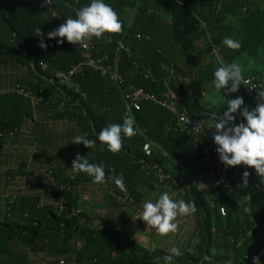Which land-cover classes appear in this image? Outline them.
Listing matches in <instances>:
<instances>
[{
  "label": "trees",
  "instance_id": "1",
  "mask_svg": "<svg viewBox=\"0 0 264 264\" xmlns=\"http://www.w3.org/2000/svg\"><path fill=\"white\" fill-rule=\"evenodd\" d=\"M90 2L54 0L53 7L66 20L67 16L75 18L76 11ZM106 3L119 14L122 28L92 37L93 53L96 57L108 53L117 58L122 84L93 68H85L64 84L52 80L55 72L66 71L79 62L80 44L66 38L58 44L60 38H47L48 31L63 23L42 1L0 0V54L21 65L28 79L19 83L38 97L33 105L17 93L0 94V159L10 148V132L26 126L34 119L37 104L51 101L57 94L59 104L63 103L57 116L75 122L96 140L92 149L76 145V156L84 155L90 162L102 164L106 175L122 174L127 188L123 191L110 180L105 203L99 207L94 201L82 200V187L93 182L88 174L73 172L75 158L45 168L52 170L54 182L48 170L29 171L25 160L16 168L4 167L0 187L4 186L2 192L7 193H2L0 210V264H165L167 249L143 246L124 226L114 222L116 208L124 204L116 200L113 189L128 192L133 199L129 205H133L142 199L143 189L159 186L181 191L185 201L196 206L195 249L182 251L174 264H251L244 261V253L264 244L257 234L264 224V180L255 167L229 166L234 189L219 190L214 183L216 160L213 154L204 152L202 139L199 147H194V133L178 124L174 111L152 100L143 101L127 114L124 94L131 87H143L160 99L172 94L179 111L200 116L206 132L213 136V130L207 127L210 114L221 111L227 101L223 91L212 86L219 59L213 56L208 64L204 60L212 56L213 43L230 64L241 59L240 67L249 63L244 77L264 82V0ZM37 27L42 36L36 35ZM225 36L239 40L242 46L227 48L223 44ZM42 39L46 48L40 46ZM42 63L48 67L44 69ZM169 66L174 68L173 76ZM211 92L223 103L205 101L204 94ZM236 96H243L250 109L257 104L243 89L226 94L229 99ZM125 115L134 118L136 134L125 137L121 151L113 153L101 145L98 133L109 124L123 123ZM146 142L152 146L150 155L143 150ZM245 169L251 175L247 186L241 187ZM17 180H22L27 190H22L23 185L20 190L14 187L17 183H12ZM44 188L49 190L43 193ZM62 200L68 209L60 211ZM246 207L251 208L250 213ZM221 208H225V215Z\"/></svg>",
  "mask_w": 264,
  "mask_h": 264
},
{
  "label": "clouds",
  "instance_id": "2",
  "mask_svg": "<svg viewBox=\"0 0 264 264\" xmlns=\"http://www.w3.org/2000/svg\"><path fill=\"white\" fill-rule=\"evenodd\" d=\"M54 0H43V4H52ZM54 16H57L54 14ZM122 28V21L117 11L106 0H91L89 4L76 11L75 18L67 16L66 22L47 33L49 39H57L58 44L65 42L64 38L73 44H82L86 39L92 37L100 38L105 33H116ZM36 35L42 36L40 27L36 28ZM223 44L229 49H239L241 42L231 36H225ZM40 46L46 48L43 41ZM242 84L250 85L257 90L259 102L254 108L245 104L243 96L227 98L226 93H236ZM212 86L222 90L226 103L219 112H212L207 127L213 130V140L216 152L225 167L229 166H254L256 173L264 180V82L252 84L246 80L241 67L238 64L221 63L214 71ZM227 105L225 109L224 106ZM243 106V107H242ZM240 122L237 123V119ZM135 120L130 115L123 117V123H112L98 133V140L108 151L118 153L123 147V139L131 138L136 134ZM75 143H83L90 149L96 145V140L90 139L88 133L76 135L71 139ZM74 173L84 172L92 178L94 184L106 185L110 180L123 191L126 184L122 177L106 175L102 164L92 163L84 155L77 154L72 162ZM251 172L245 169L243 172V183L246 187ZM194 203L181 199L176 201L171 198L169 192H162L158 198L146 199L142 205V212L138 216L155 229L159 236H167L179 230L180 216H189L195 213ZM164 256L165 264H174L175 258L183 253L181 248L173 246Z\"/></svg>",
  "mask_w": 264,
  "mask_h": 264
},
{
  "label": "crops",
  "instance_id": "3",
  "mask_svg": "<svg viewBox=\"0 0 264 264\" xmlns=\"http://www.w3.org/2000/svg\"><path fill=\"white\" fill-rule=\"evenodd\" d=\"M27 75L18 62L0 54V89L10 88L22 79H28ZM204 99L205 101L212 100L209 94H204ZM59 102L60 96L55 94L51 101L37 104L34 119L29 120L30 122L26 124L23 133L10 139L9 150L6 152V156L0 159V172L4 170V167L16 168L21 160H25L28 163L29 171L39 173L48 166L62 164L76 158V145L83 143H75L71 139L85 131L66 117L57 116L59 110L63 108V103L59 104ZM218 103L220 102L214 101V104ZM20 184L23 185L22 180L19 182ZM110 185L109 183L106 185L87 183L82 187L84 190L82 200L84 202L94 201L97 206H103L107 197L105 194L111 187ZM3 189L4 186L1 185L0 192ZM143 190L141 200L136 201L133 205L126 204L116 208L114 222L124 226L134 240L143 246L163 247L167 250L178 246L181 251L186 249L193 251L197 243L198 229V220L194 213L178 217L179 230L176 233H169L167 236L157 235L154 228L138 217L146 199L155 200L162 192L167 191L172 199L185 200L182 192L166 186H159L155 190ZM2 199L0 197V210L3 206L1 205Z\"/></svg>",
  "mask_w": 264,
  "mask_h": 264
},
{
  "label": "built area",
  "instance_id": "4",
  "mask_svg": "<svg viewBox=\"0 0 264 264\" xmlns=\"http://www.w3.org/2000/svg\"><path fill=\"white\" fill-rule=\"evenodd\" d=\"M43 0H26V2H39ZM45 7L52 13L56 14L57 16H54L55 18L59 19L63 24L66 22V20L54 10L53 3L52 4H47ZM49 32V31H48ZM47 32V33H48ZM139 38H142L143 36L141 34H138ZM48 38V36H47ZM49 39V38H48ZM52 40V39H50ZM81 48V59L79 62L74 64L72 67H70L66 71H57L54 74V78L52 80L62 82L63 84L66 82H69L71 78L84 70L85 68H93L100 70L103 75L108 76L110 79L113 81L122 84L124 82L123 76L120 74L117 68V58L114 60L108 53H105L101 55L100 57H96L93 53V44H92V38L91 39H86L82 44H80ZM210 54L212 56L206 58L204 60L205 64H208L210 62V59L215 56L219 59L220 63H229L227 60L223 58V56L219 53L217 46L212 43V49L210 51ZM42 66L44 69H46L48 66L45 63H42ZM170 74L173 76L174 75V68L170 67ZM27 70V69H26ZM246 80H249L250 83L256 84L257 82L251 78V77H245ZM243 89L249 96L254 99V102L258 103L259 98L257 94V90L254 88H251L250 85H244L242 84L241 88ZM5 93H17L19 95H22L25 97L27 100H29L33 105H35L38 101V97L34 93V91L22 85L21 83L17 82L15 83L12 87L7 88V89H0V94H5ZM231 92H228L226 94H230ZM124 98L127 103V108L129 114L133 108H139L140 104L143 101H148L152 100L154 102L160 103L172 111H174L178 117V124L185 127L186 129L190 130L191 132L194 133L196 139L194 141V147H199V141L202 139L204 142V152L205 153H211L214 155L215 160H216V177L214 179L215 185L218 187L219 190L223 192H231L234 189V186L232 185L228 170L229 167H225V165L221 162L219 158V154L216 152V145L213 140V136L209 135L206 132V126L204 121L200 116H192L190 115L186 110L179 111L180 109L178 108V101L173 98V95L168 94L164 98L160 99L159 97L156 96V94H153L151 92L146 91L143 87H131L129 91H127L124 94ZM25 126H21L19 130H14L10 132V137L14 138L15 136L23 133L25 130ZM204 139V140H203ZM7 147V144L6 146ZM143 150L146 152L147 155H150L152 153V146L150 142H146L143 146ZM48 170V176L50 177L51 181L54 182V176L52 175V170L51 169H45ZM44 170V171H45ZM22 190L25 191L27 190V186L23 185ZM48 188L43 189V193L48 191ZM112 194L115 196L116 200L120 204H130L133 199L128 194V192H122L119 189H113ZM16 196V195H15ZM14 199L16 197H13ZM247 199H249V196H247ZM9 201L13 202V199H10ZM60 211L68 209V206L66 205V202L62 200L59 203ZM245 211L247 213L251 212L250 207H246ZM222 214H226L225 208H221ZM258 238L261 240H264V224L260 226V229L258 230ZM231 240H234V237H231ZM244 261L251 263V264H258L260 262H264V244L260 245L257 247L255 250L246 252L244 253ZM63 263V261H61Z\"/></svg>",
  "mask_w": 264,
  "mask_h": 264
},
{
  "label": "rangeland",
  "instance_id": "5",
  "mask_svg": "<svg viewBox=\"0 0 264 264\" xmlns=\"http://www.w3.org/2000/svg\"><path fill=\"white\" fill-rule=\"evenodd\" d=\"M130 13H132V15L134 14V11H132V12H130ZM243 61H244V59H241V60H238V61H236L234 64H238L239 66H241V64L243 63ZM247 66H248V68H247ZM250 68V66H249V63L248 64H246V66H243V67H241V69H242V71H244V70H246V69H249ZM215 96V97H214ZM210 98L212 99L211 100V102L212 103H214V101L215 100H217V101H219L220 103H223V99H221L219 96H218V94L217 95H215L214 93H210ZM15 183H17L16 185H14V187H19V190L21 189V184L19 185V182H18V180L16 181V182H14V183H12V184H15ZM12 184H10V185H12ZM9 185V186H10ZM7 187V186H6ZM6 189V188H5ZM10 190H14V189H10ZM2 192V191H1ZM0 192V197L2 198L3 197V194L2 193H7V191H5V192H2L1 193ZM149 244L151 243L150 241L148 242Z\"/></svg>",
  "mask_w": 264,
  "mask_h": 264
}]
</instances>
